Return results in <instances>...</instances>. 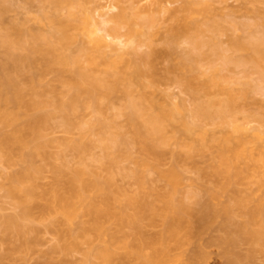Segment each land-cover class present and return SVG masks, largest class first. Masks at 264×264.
Here are the masks:
<instances>
[{
  "label": "bare ground",
  "instance_id": "obj_1",
  "mask_svg": "<svg viewBox=\"0 0 264 264\" xmlns=\"http://www.w3.org/2000/svg\"><path fill=\"white\" fill-rule=\"evenodd\" d=\"M37 1L42 3L37 14L7 21L6 14L17 6L14 0H0V166L22 164L20 169L0 173L5 176L0 179V190H4L17 210L7 214L0 208L1 244L12 241L13 237L17 243L28 232L36 233L39 221L56 238L50 248L52 252L49 249L47 254L52 257L58 251L61 256L58 261L81 250L91 234L97 240L86 249V254L108 264L118 251L136 255L141 259L138 264L160 261L174 225L183 219L187 209L176 199L185 176L179 163L210 153L205 164L194 162L198 178L191 177L190 183L198 190L190 187L187 194L201 204L198 221L210 226L220 217L222 223L218 228L223 234L216 241L225 247V264H253L256 251L262 253L264 264V96L262 100L257 98L258 93L264 95V0H242L247 2V8L250 5L257 18L253 23L243 24L246 34L231 37L229 47H222L216 38L202 39V22L196 17L201 14L209 20L212 2L226 1L183 0L182 22L166 36L164 52L176 59L166 73H174L172 79L196 99L187 110L180 102L167 105L145 91L148 86H154L151 79L154 59L161 54L154 45L157 33L150 29L154 22L151 15L145 16L142 23L133 21L124 12L114 13L116 5L111 0L97 2L91 10L86 4L93 0ZM32 22L42 23L47 29L38 30ZM227 22L226 19L207 21L219 34L225 32ZM232 24L236 29L237 24ZM78 33L87 34L92 46L79 45L73 49L71 45L78 41ZM180 38L187 45L182 51L175 47ZM144 45L146 50L139 52ZM105 46L111 48L110 52L104 50ZM206 46L211 50L209 55L204 51ZM204 59L207 67L203 65ZM100 65L104 69L96 70ZM231 65L240 68V76L222 73ZM117 92L126 97L122 110L126 127L115 117L107 121L102 118L106 103ZM20 108L25 112L24 120ZM88 112L95 113V120L86 119ZM251 122L257 125L247 126ZM207 124L215 127L209 128ZM218 126H227L229 130L217 132ZM52 128L64 134L56 141L55 156L61 162L53 167L57 183L61 181L62 165H68V151L77 153L84 164L86 156L93 157V147H102L105 156L112 158L111 150L119 145L128 147L129 159L136 164L133 169L122 168V172L135 178L139 186L137 194H145L149 188L150 174H157L167 182L169 191L159 194L166 212V228L151 239L152 254L145 255L115 233L104 238L107 228L99 223L90 228L73 225L83 213L79 189L84 186L85 168L76 169L70 179L69 195L56 189L45 193L38 190V175L43 167L34 159L38 155L52 158L40 141L45 131ZM168 152L173 163L165 169L162 162ZM76 179L81 181L79 189L74 185ZM91 184L104 189L97 180ZM203 195L212 200L225 197L226 201L218 208ZM132 200L140 206L146 205L137 196ZM111 213L121 221L128 217L121 207H115ZM137 233L145 236L138 227ZM26 235L23 238L26 241H20L23 243L6 244L8 251L9 246H16L9 253L5 249L7 256L17 258L20 252V262L28 257L38 238L35 241ZM19 244L23 245L17 248ZM240 245H249L251 253L242 254ZM191 255L199 260L206 257L201 250ZM6 257L0 256L1 262L4 258L11 261Z\"/></svg>",
  "mask_w": 264,
  "mask_h": 264
},
{
  "label": "rangeland",
  "instance_id": "obj_2",
  "mask_svg": "<svg viewBox=\"0 0 264 264\" xmlns=\"http://www.w3.org/2000/svg\"><path fill=\"white\" fill-rule=\"evenodd\" d=\"M14 1V5H16L17 7L15 6V10L9 11L6 14L5 18L7 19V21L18 17H24L26 15L37 14L42 4L37 0H33L32 2L28 3L26 2V0ZM111 1L116 5V8L113 11L114 13L124 12L128 16L132 17L131 19L133 21L142 23L143 19H145V16L148 15H151L154 18V22L152 23L150 29L151 31L157 33L154 45L156 49L161 52V54L154 59V74L151 77V79L154 81V86H148L147 88H145V91L149 95L155 96L161 103L169 105L174 101L180 102L186 110L191 108L196 99L172 79L174 73H166V69L169 64L176 63V59L170 57L164 52L167 47V43L165 40L166 36L172 30L178 28L182 22L184 12L180 7L183 4V0ZM225 1V3L219 1L212 2V11L209 16V20L207 17H204L201 14H198L196 17L202 22V39L209 40L212 38H216L218 39L222 47H229L231 37L243 36L244 34H246L243 24L253 23L257 17H255V14L253 15V13L250 11V5L248 6V8L245 6L247 5V2L244 3L242 0ZM97 2H106V0H93L92 2L87 3L86 7L91 10ZM224 19L228 20V22L226 23L227 29L223 33H216L215 30L208 26V23L211 21H222ZM232 23L237 24L236 29L233 27ZM32 26L42 31L47 29L44 24L38 22H32ZM124 30L125 29H122V31ZM77 37L78 41L71 45L73 49L78 47L79 45H84L85 47L92 46V42L90 41L87 34L78 33ZM186 46L187 45L184 38H180L175 47L178 51H182L186 49ZM110 49L111 48L108 46L104 47L105 51L110 52ZM145 50V45L139 48V52L141 53ZM204 51L206 52V55H209V53H211V50L207 46L204 48ZM216 63L220 65L221 61L217 59ZM203 65L204 67L208 66L206 59L203 60ZM95 69H104V66L100 65L98 67H95ZM222 73L228 74L232 77L241 75L240 68L233 65H231L229 68L227 67L223 69ZM252 76L253 78H256L257 75L253 74ZM263 96L264 95H261L260 93L257 94V98H259L260 100L264 99ZM125 104L126 97L124 93H115L111 101H109V103H106V108L104 110L102 118L107 121L115 117L117 122L126 127V115L122 113ZM21 111L22 112L19 113L20 115L23 113L22 120H24L25 112L23 109ZM95 118L96 115L94 112H88L86 115V119L95 120ZM254 125H257V123L251 122L247 126L251 127ZM207 126L209 128L215 127L212 124H207ZM216 129L217 132H220L221 130L227 131L229 130V127L225 126L219 128L218 126ZM245 131L249 132V129L246 128ZM169 132H173L172 127H169ZM63 135V132L57 128L47 129L45 131L44 137L40 140L41 143L44 144V148L47 150L46 152H49L52 155V158L38 155L34 159L37 165L43 167V171H41V173H39L38 175V190L41 193H45L51 189H56L59 192L69 195L71 193L69 182L70 179L75 175L76 169L82 167L85 168L86 175L83 176L84 186L79 189V184L81 183V181H79V179H76L74 181V185L80 190L83 196L82 200L80 201V205L83 208V213L74 220L73 225L75 227H78L79 225L83 224L84 226L90 228L94 224L99 223L100 225H103L105 228H107V233L104 234V238L107 239L109 238L111 233H115L120 236V238L130 242L134 248L140 249L145 255L152 254L153 243L151 242V239L159 233L163 232L166 228V212L163 210V202L161 201L159 194L169 191V185L167 184V182L159 178L157 174H150L148 184L149 188L144 192L145 194H137L139 186L135 178L130 174H123L124 172H122V168L133 169L135 168L136 164L134 163V161L129 159L128 147L125 145H119L114 150H111V152H114V156L112 158H107L105 156V150H103L102 147H93V157L86 156L84 164L80 161L77 153L68 151L66 154L68 165H62L63 173L60 175L61 181L60 183H57V174L55 173L53 167L54 165H61V162L56 159L55 156L57 152L56 141L57 139L63 137ZM93 138L96 139L97 135H94ZM52 140L55 141V144L46 143ZM45 144H47V146ZM210 157V153H205L203 155H196L193 161H180L179 165L184 169L185 176L180 181L176 199L177 201L181 202V205H184L183 207H185V209H187L183 213V219L174 225V233L169 236L166 241L165 250L161 254V260L158 261L154 259L152 264H225V258L223 256L224 246L222 247L221 243H218L216 241V239L223 234L221 229L218 228V226H221L222 223L220 222V217L215 218L213 220V224L210 226L200 224L198 221V215L201 211V204L199 205L197 202H195L194 198L187 195L188 190L191 189L190 187H192L193 189L197 188L198 190V187L196 185L192 184L191 186L190 183L191 177L194 176V179L197 175L196 177L198 178V174L196 173L197 171L195 172L196 168H194V164H205L209 161ZM172 163L173 158L168 152L164 156L162 167L165 169L169 168ZM21 167L22 164L15 165L13 167H3V165H1L0 173L5 174L8 173V171H14L20 169ZM3 176L4 175H1L0 179L1 177L3 178ZM92 180L99 181L104 189L95 188V186L91 184ZM254 188L256 189L255 186ZM135 196H137L139 199H142L146 203V205L143 207L138 205L136 202H133L132 199ZM203 197L205 196L203 195ZM205 200L219 208L222 207L224 201H226V198L224 197L222 199L212 200L209 199V197H205ZM115 207L123 208L128 217H126L123 221L116 218L111 213ZM0 208L7 214L16 213L17 211L12 201L5 196L4 190H0ZM2 210L0 211L2 212ZM33 223H35V221ZM36 224V226L39 225V231H35L36 233L28 232L27 235L25 234L28 239H32L33 237V239L35 240V238H38V242H34L36 246H32V251L28 253L29 255L26 254L28 257H22L23 260L26 259V261L24 260L26 264H108L97 256H89L86 254V249H88L97 240L94 234H91L90 241L84 243L81 250L73 251L69 256H67V258L64 259V261H58L61 257L59 256L60 253L58 251L55 253L53 251L54 254L51 255L54 258L53 259L47 254V251L49 252L51 246L53 247L52 244L55 243L56 238L52 232L46 229L45 225L42 222L40 223L39 221H37ZM137 227L143 230L145 236L142 237L137 233ZM25 235L24 237H21V239H15V241L17 240V243L13 240V238L15 237H11L14 245L23 243L20 241L25 238ZM1 239L2 238H0V256L3 258L7 256L6 248L9 244H6H11L13 242L6 241L5 244H1L3 240ZM23 241L26 240L24 239ZM21 245L23 244L17 245V248H19V246L21 247ZM240 246L239 250L242 254L246 253L247 255V253H251L249 245H242L241 247ZM12 248H10L9 246V249H11L10 251H12ZM50 250L52 252V249ZM198 250L205 252L206 257L204 260H199L198 258L191 255L193 251ZM10 251H8V253ZM51 252L50 254H52ZM19 255L21 256L22 254L19 252L17 256L19 257ZM7 257L10 258V256ZM18 257L16 258L15 256L13 257V259H18ZM13 259H11V261ZM19 260L20 257L17 262H15V260L11 262L8 258H4V262L3 260V263L1 262V260L0 262L2 264H18V262L19 264L23 263L22 259V262H20ZM140 261L141 259H139L136 255H126L123 251H118V253L113 257L110 264H138ZM262 263V253L258 251L254 252L253 264Z\"/></svg>",
  "mask_w": 264,
  "mask_h": 264
}]
</instances>
